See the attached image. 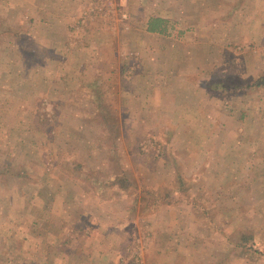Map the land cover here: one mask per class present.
I'll list each match as a JSON object with an SVG mask.
<instances>
[{
	"label": "rangeland",
	"instance_id": "1",
	"mask_svg": "<svg viewBox=\"0 0 264 264\" xmlns=\"http://www.w3.org/2000/svg\"><path fill=\"white\" fill-rule=\"evenodd\" d=\"M184 1L0 0V264H264V83L193 78Z\"/></svg>",
	"mask_w": 264,
	"mask_h": 264
},
{
	"label": "crops",
	"instance_id": "2",
	"mask_svg": "<svg viewBox=\"0 0 264 264\" xmlns=\"http://www.w3.org/2000/svg\"><path fill=\"white\" fill-rule=\"evenodd\" d=\"M178 1L180 3L182 0ZM192 1L194 3H192V7L194 9L192 7L189 8L187 3L184 1V6L180 4L181 10L178 13H189V11H191V13H195V25H193L195 28V35H192V28L189 27H186L184 32L185 36L190 34V36H193L195 40L194 42L191 41V47H188V44L185 45L186 42L182 41L179 45L181 51H183L182 55L185 54V57L182 59V61L188 60L186 56L187 50L191 51L192 48V52H194L190 62L192 66L195 67V69H193V71H189L193 78L194 76H203L207 73H211L212 77H223L227 73H223L225 71L221 73V70L227 71L230 66H233L236 62H239L243 67L241 73L243 74V77L238 79H243L248 84L253 83L254 85L260 80L257 85L261 83L263 84L264 0ZM53 2L54 5L59 6L53 8L54 13H60V8H65V4L60 5L62 0H53ZM68 8L69 9H66L63 12L72 13L74 8L72 9L71 5H68ZM203 13L209 14L207 15ZM152 16H160L169 19L170 21L173 19L172 13L169 14V12H162V14H156ZM184 17L188 18L189 16ZM184 17H179L178 19H180L182 22ZM171 24L173 25L172 21ZM144 32L147 35L156 34L147 32L146 29H144ZM241 46L244 47V51L241 53L242 55L237 53L238 48ZM203 48L207 49V53L202 54ZM196 89L198 88L195 87V95H191V99L195 98L198 102V90ZM204 94L208 99L207 105L209 107L213 108L212 106H220V101L215 100V95L206 91H204ZM210 97L211 100L209 101ZM234 113L235 111H233V114ZM241 117H245V114L242 113ZM75 252L81 255L84 254L80 252L78 253V251ZM70 253H73L74 257L78 258L75 255L74 250L70 251Z\"/></svg>",
	"mask_w": 264,
	"mask_h": 264
},
{
	"label": "trees",
	"instance_id": "3",
	"mask_svg": "<svg viewBox=\"0 0 264 264\" xmlns=\"http://www.w3.org/2000/svg\"><path fill=\"white\" fill-rule=\"evenodd\" d=\"M172 24L171 21L169 19L160 17V16H151L148 18L147 20V25H146V31L150 32V33H156V34H160V35H165V36H170L171 35V29H172ZM260 82V80L258 81ZM258 82L255 83V85L258 84ZM260 85V84H259ZM78 168L82 167V165H78ZM177 181H179L180 183V187L178 189L181 191H184L185 193L189 191L190 187L187 186V180L184 178L183 175L178 174L177 175ZM152 190H149V192ZM177 190L176 189H171L170 191H165L164 193V202H169L170 200H172L175 192ZM159 197L158 195H156V197H154L153 203H152V207L154 208L156 206V204H158Z\"/></svg>",
	"mask_w": 264,
	"mask_h": 264
}]
</instances>
